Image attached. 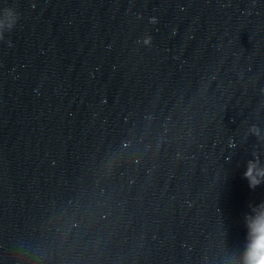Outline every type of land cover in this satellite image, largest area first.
I'll list each match as a JSON object with an SVG mask.
<instances>
[{
    "label": "water",
    "instance_id": "1",
    "mask_svg": "<svg viewBox=\"0 0 264 264\" xmlns=\"http://www.w3.org/2000/svg\"><path fill=\"white\" fill-rule=\"evenodd\" d=\"M254 159L264 0H0V264H231Z\"/></svg>",
    "mask_w": 264,
    "mask_h": 264
},
{
    "label": "clouds",
    "instance_id": "2",
    "mask_svg": "<svg viewBox=\"0 0 264 264\" xmlns=\"http://www.w3.org/2000/svg\"><path fill=\"white\" fill-rule=\"evenodd\" d=\"M243 178L250 189L264 183V167L254 159L247 163ZM244 215L246 235L243 251L231 257V264H264V201L249 204Z\"/></svg>",
    "mask_w": 264,
    "mask_h": 264
}]
</instances>
